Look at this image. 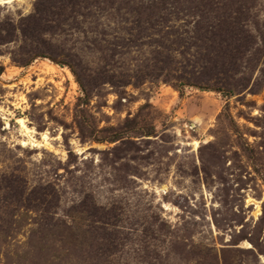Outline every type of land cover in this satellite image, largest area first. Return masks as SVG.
I'll list each match as a JSON object with an SVG mask.
<instances>
[{"label": "rangeland", "instance_id": "374dc122", "mask_svg": "<svg viewBox=\"0 0 264 264\" xmlns=\"http://www.w3.org/2000/svg\"><path fill=\"white\" fill-rule=\"evenodd\" d=\"M37 1L0 0V176L59 185L62 210L81 186L101 203L119 200L125 227L161 217L168 236L148 252L162 251L164 264H264V50L247 88L233 95L163 81L111 86L92 69L100 56L88 26L45 36L21 30ZM257 15L264 35V0ZM149 57L144 46L128 60ZM112 128L136 144L113 152L116 144L92 142ZM36 217L19 213L0 264H145L128 230L126 246L107 258L91 235L76 249L63 228L43 239Z\"/></svg>", "mask_w": 264, "mask_h": 264}, {"label": "trees", "instance_id": "16d2710c", "mask_svg": "<svg viewBox=\"0 0 264 264\" xmlns=\"http://www.w3.org/2000/svg\"><path fill=\"white\" fill-rule=\"evenodd\" d=\"M262 6L263 0H38L21 30L27 35L37 32L45 36L60 35L67 29L76 33L83 31V24L88 26L94 36L90 44L100 56L92 69L103 84L126 87L163 81L176 87L194 86L233 95L247 88L255 67L251 63L263 54L264 35L257 20ZM144 46L149 48L150 57L130 63V54ZM3 71L0 67V75ZM117 71L120 77L115 79ZM105 131L107 136L92 142L116 144L109 149L113 152L136 144L135 136H124L114 128ZM80 193L69 209L62 210L59 185L31 184L19 173H3L0 254L2 244L12 237L16 217L23 211L37 216V233L43 239L63 228L69 234V241L63 242L76 249L87 246V236L91 235L94 245L99 244L98 251L104 250L102 254L112 258L126 246L124 231L128 230L140 241L137 252L141 253L142 263L164 264L162 251L148 252L152 240L168 236L169 226L164 219L158 218L159 225H154L144 216L140 223L132 224L134 227H125L121 201L111 198L101 203L95 192L84 186ZM250 253L255 255V251Z\"/></svg>", "mask_w": 264, "mask_h": 264}, {"label": "bare ground", "instance_id": "6f19581e", "mask_svg": "<svg viewBox=\"0 0 264 264\" xmlns=\"http://www.w3.org/2000/svg\"><path fill=\"white\" fill-rule=\"evenodd\" d=\"M18 122L20 123V125L22 126V128H24L27 132H29V128L26 126L25 121L23 119H19ZM31 130V129H30ZM29 135V134H28ZM46 134L44 135V139H46Z\"/></svg>", "mask_w": 264, "mask_h": 264}]
</instances>
